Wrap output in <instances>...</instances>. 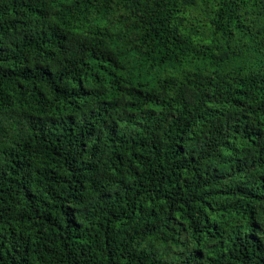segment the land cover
Instances as JSON below:
<instances>
[{"label":"trees","instance_id":"16d2710c","mask_svg":"<svg viewBox=\"0 0 264 264\" xmlns=\"http://www.w3.org/2000/svg\"><path fill=\"white\" fill-rule=\"evenodd\" d=\"M0 264H264V0H0Z\"/></svg>","mask_w":264,"mask_h":264}]
</instances>
